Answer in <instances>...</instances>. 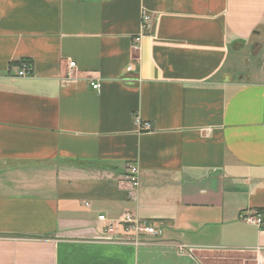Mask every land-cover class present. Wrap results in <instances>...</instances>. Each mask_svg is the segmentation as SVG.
Listing matches in <instances>:
<instances>
[{"label":"crops","instance_id":"obj_1","mask_svg":"<svg viewBox=\"0 0 264 264\" xmlns=\"http://www.w3.org/2000/svg\"><path fill=\"white\" fill-rule=\"evenodd\" d=\"M263 43L264 0H0V264L264 263Z\"/></svg>","mask_w":264,"mask_h":264},{"label":"built area","instance_id":"obj_2","mask_svg":"<svg viewBox=\"0 0 264 264\" xmlns=\"http://www.w3.org/2000/svg\"><path fill=\"white\" fill-rule=\"evenodd\" d=\"M151 20L152 17L150 15H148L147 13L143 14V23H144V29L147 30L150 25H151ZM139 39H137L136 42H139ZM137 48V45H136ZM76 68V63L75 62H70L69 63V72H68V77L69 78H74L73 76V69ZM32 70H33V66L32 64H29L28 62H25L22 64V67L20 68L17 76L18 77H28L30 75H32ZM91 86L95 91H100L101 88V83L100 81H93L91 82ZM136 121L138 123V125H140L141 129L143 131H149L152 129V126L150 123H142L141 120L137 117ZM126 179L129 183L132 184L133 187L137 188L140 186V169L138 166L136 165H131L128 168L127 171V176ZM240 219H242L243 221L253 224V225H257L258 227H262L264 225V218L262 217V215H256V214H252V213H243L240 215ZM100 221H103L105 223L108 224V229H112L114 227V223L113 222H109L106 218L105 215H101L99 217ZM122 224H126L127 231L129 232H134L136 231L137 233H143L149 236H157L160 235V231H158V229L156 228L155 224L153 223H147V222H143V223H135L131 216L127 215L125 217V219L122 221ZM178 250L180 253H183L184 251L187 250V248L185 246H179ZM257 264H264L261 262H258Z\"/></svg>","mask_w":264,"mask_h":264},{"label":"rangeland","instance_id":"obj_3","mask_svg":"<svg viewBox=\"0 0 264 264\" xmlns=\"http://www.w3.org/2000/svg\"><path fill=\"white\" fill-rule=\"evenodd\" d=\"M232 54L228 70L233 71L234 74L240 76L246 82L264 81V43L260 47L246 46L244 49L234 50ZM202 258L204 264L207 262L214 264L220 261L222 263L226 260H237L241 256L233 254H207L206 256H202Z\"/></svg>","mask_w":264,"mask_h":264}]
</instances>
